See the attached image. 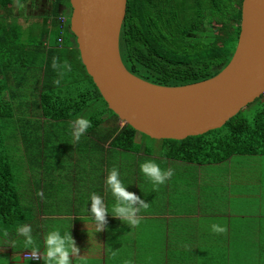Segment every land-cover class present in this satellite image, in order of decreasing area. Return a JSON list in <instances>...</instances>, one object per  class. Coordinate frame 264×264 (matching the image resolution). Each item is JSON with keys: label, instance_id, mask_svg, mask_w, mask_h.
<instances>
[{"label": "crops", "instance_id": "1", "mask_svg": "<svg viewBox=\"0 0 264 264\" xmlns=\"http://www.w3.org/2000/svg\"><path fill=\"white\" fill-rule=\"evenodd\" d=\"M62 46H54L53 57L60 54ZM68 51L72 54V45ZM73 122L42 115L38 123H31L33 163L36 166L38 161L41 169L33 174L34 168H30L27 180L31 178V182L27 181V195L23 193L20 203L29 205L21 203V211L32 212L35 237L32 245H26L21 237L19 245L13 242V235L5 238L3 233L0 264H44L42 259L23 257V253L38 247L43 257L44 237L50 229L71 233L76 244L71 264H179L187 256L196 264H264V154H234L217 163L186 162L153 150L146 152L145 147L136 152L113 149L110 139L101 135L111 124L98 127L100 136L85 131L74 140ZM115 124L121 126L119 120ZM127 157L133 158V164L119 168V158ZM149 160L162 170L172 169V176L154 185L140 169ZM113 167L119 170L127 190L144 200L147 207L141 206L137 213L139 224H130L111 215L115 198L106 203L102 196L109 214L104 229L98 231L89 214V194L101 196L106 191L107 196L113 195L106 183ZM54 170L57 179L68 176L73 179L70 186L81 189L54 196L59 193ZM139 177H145L149 186ZM140 187L149 189L142 192ZM21 217L22 213L11 224L26 225L19 222ZM212 223L224 231L212 232Z\"/></svg>", "mask_w": 264, "mask_h": 264}, {"label": "trees", "instance_id": "2", "mask_svg": "<svg viewBox=\"0 0 264 264\" xmlns=\"http://www.w3.org/2000/svg\"><path fill=\"white\" fill-rule=\"evenodd\" d=\"M22 1L0 0V7L5 12L0 20V222L7 223L20 216L22 211L10 156L13 146L6 143L2 133L8 122L13 120L10 100L15 91L12 87L22 86L21 82H25L32 73L36 77L33 90L35 105L41 109L43 116L54 121H75L78 118L76 114L81 113V117L91 121V127L86 131L98 136L102 131L98 128L100 125L111 124L101 135L104 140L110 139L109 145L113 149L136 152L141 147L136 143L137 133L150 138L128 124H115L119 120L117 115L108 108L80 60L75 37L68 27L70 11L67 24L63 25L58 20L64 14V9L62 13L58 6L69 7L68 0H52L50 10L42 17L44 28L39 29L40 38L32 43L21 36L20 26L14 18L6 21L12 16L13 5L19 7ZM241 2L126 0L119 35L123 64L131 73L161 85H182L215 75L229 61L235 48L240 29ZM3 19L5 22L2 24ZM51 31L57 34L54 44L47 43ZM65 31L69 34L66 46L61 35ZM60 43L63 45L58 49L60 54L53 57L52 52L57 50L53 48ZM71 45L72 54L67 53ZM64 56L67 60L63 59ZM54 60L56 67H53ZM50 74L56 75L59 83L48 79ZM74 88L80 89L82 100L79 103L70 97ZM259 98L262 99L263 95L254 101ZM242 109L219 128L180 140L161 139L164 149L158 153L200 164L221 162L234 154H264V101L254 108L250 117L241 114ZM28 132H24V147L32 155L31 131ZM146 148V152L152 151Z\"/></svg>", "mask_w": 264, "mask_h": 264}, {"label": "water", "instance_id": "3", "mask_svg": "<svg viewBox=\"0 0 264 264\" xmlns=\"http://www.w3.org/2000/svg\"><path fill=\"white\" fill-rule=\"evenodd\" d=\"M68 27L102 98L123 124L154 139H183L221 127L264 94V0H242L229 61L213 76L161 85L131 73L119 51L126 0H68Z\"/></svg>", "mask_w": 264, "mask_h": 264}, {"label": "rangeland", "instance_id": "4", "mask_svg": "<svg viewBox=\"0 0 264 264\" xmlns=\"http://www.w3.org/2000/svg\"><path fill=\"white\" fill-rule=\"evenodd\" d=\"M51 2H52V0H24L23 2H21L22 5L18 8H17V5H13V8H12L13 13L15 12L16 15H18L17 22L21 25V27L19 28V30L21 29L20 30L21 36L24 37V39L27 42L29 41V43H32V42H34V40H37V42H38V40L40 38L39 37V33H40L39 29L44 28L42 25L43 24L42 17L48 12V10H50V8L52 6ZM58 7H59L60 11H62V9H64L63 6H61V5H59ZM62 13H63V11H62ZM64 15H66V14L64 13ZM9 18H12V17L10 16ZM11 20L12 19H9L8 21L7 20L6 21L10 22ZM1 22L3 24L5 22V19H3ZM66 24H67V22H66ZM26 25H28V26L26 27ZM63 25H65V23ZM31 26H32V28H31ZM65 32H63L61 35L63 36V40H64L63 44L66 46V45H68L67 43H69V42H67L69 34L67 32L66 33ZM56 35L57 34L55 31L49 32V35L47 37V43L54 44V39H55ZM193 35L195 36L196 34H193ZM73 51L77 55L76 50H73ZM63 52H66V51H63ZM67 53L71 54V51H67ZM63 59L67 60V58L65 56L63 57ZM63 68H64V66H62V69ZM33 70H34V67H33ZM64 72L66 73V70H63V73ZM32 76H33V78H31ZM50 76L51 77H47V76L46 77L48 79L52 78L53 82H55L57 80L56 75L50 74ZM31 77H28V79H26L25 82H21L22 86L16 87V88L14 86L12 87V91H15V96H13V98H11V100H10L11 104H12V108H13V120L12 121L10 120L8 122L6 128L3 130V133H2L6 137V139H5L6 143H10L13 146V149H12L10 156L12 157L11 162L13 165L14 179L16 181V185H17V188L19 189V193H20L21 197H23V193L25 194V196L27 195V189H28L27 188V181L29 182V180H27L28 179L27 176H28V172L31 168L30 166L34 165V163L30 162L31 161L30 160L31 153L29 154V149L28 150L25 149V147L23 145V140L26 139L24 132H26L27 130L30 132L31 127H29V126L31 125V123L33 121L38 123V121H40V118L42 117V115L39 111L38 105L37 106L35 105V99H34L35 93H33V90L35 88V83H34V79L36 78L35 74L32 73ZM64 82H66V81H64ZM37 87H38V85H37ZM38 89H39V87H38ZM36 90H37V88H36ZM36 90H35V92H36ZM79 91H80L79 88H74L70 94V97H74L75 101L77 103H79L80 100H82V97L79 95ZM55 92H57V91H55ZM260 99L261 98H259L258 101H254V102H251L248 105H246L242 109L241 114L245 115L246 117H250L254 111V108H256L261 102L264 101L263 100L264 95H263V98L261 100ZM100 104L103 106L102 103H100ZM80 115H82V114L77 113L76 117H81ZM119 123H121V125L123 124V122L120 120H119ZM64 134L65 133H63V136H64ZM137 134L139 135V139H136V143L138 146L141 145L142 148L143 147L146 148V146H147L148 148L152 149L153 152H157V153L164 149L163 142L161 139L148 138V137H145L144 135H141L139 133H137ZM29 135L27 136V139L29 138ZM39 157H36L37 160H40ZM32 158L34 159L33 154H32L31 159ZM133 162H134L133 158L127 157V158H119V162H117V163H118L119 168H126V166L129 167V165L133 164ZM36 164L37 165L36 166L34 165V167H33L34 168L33 174L35 173V171H38L41 169L39 167L38 161ZM65 167H70V166L65 163ZM53 175L57 179V173L55 170H54V173L52 174V176ZM139 178L141 179V182L146 180L147 185L149 184L147 179H145V177H139ZM57 181L59 184L57 185L58 187L56 189H57V191H59V193H54V196H56L57 194L58 195L59 194L60 195L70 194L71 195V193L74 194L75 192H77L81 189L80 187H77V188L74 186L71 187L70 185H71V182L73 181V179L68 178V176L58 177ZM76 182L80 183V180L77 179ZM160 187L161 186H159L157 188V190ZM139 189H141L143 192L145 187H140ZM148 189L149 188H146L145 190H148ZM146 193L148 196L151 194L148 191H146ZM102 196L104 197V200L106 201V203L112 202L113 198H115L113 195H110V193H108V196H107L106 191L102 192L101 197ZM21 199L23 200V198H21ZM114 201H115V199H114ZM21 203H23L24 206L29 207V205L26 201H23V202L21 201ZM21 213H22V217L19 219L20 220L19 222L23 221V222H26V225L31 226V229H32L31 234H32V237L34 239L36 228L34 226H32V224H31L32 212L23 209ZM17 228L18 227H15L11 223L0 222V237H3V233L5 234V238H6L7 234H8V236L13 235V242H16L19 245H21L22 244L21 237L23 238V241H25V237L23 235L17 234V232H16ZM13 232H14V234H13ZM5 238H3V239H5ZM10 244L13 245L12 243H10ZM18 244H16V245H18ZM138 248H142V247H138ZM0 262L2 263L3 261L0 260ZM138 262H140V261L138 260ZM179 264H196V261L193 262L192 257L187 256L184 259V261L179 263Z\"/></svg>", "mask_w": 264, "mask_h": 264}, {"label": "clouds", "instance_id": "5", "mask_svg": "<svg viewBox=\"0 0 264 264\" xmlns=\"http://www.w3.org/2000/svg\"><path fill=\"white\" fill-rule=\"evenodd\" d=\"M61 41V40H60ZM54 60L53 67H56ZM70 67V66H69ZM56 83H59L57 80ZM264 95V94H263ZM91 127V121L84 117H78L72 125V136L74 140H79L81 135ZM141 171L148 177L154 185L163 184L173 174L172 169L162 170L158 164L153 161H145L140 165ZM106 183L109 190L115 197V203L112 208V216L118 217L121 221L126 220L130 224H139L137 213L141 206L147 207V203L140 199L135 193L128 191L127 186L120 180L119 170L113 167L107 178ZM91 207L89 214L96 224L97 230L101 231L106 225V215L109 214L105 208L103 198L96 192L89 194ZM212 232H222L224 228L212 223L210 226ZM18 235L25 237L26 245H32V229L30 225H21L16 229ZM45 253L42 257L38 247H33L31 258L42 259L44 264H71L70 256L76 251V244L70 232L61 234L59 229H50L45 237ZM126 264H132L126 261Z\"/></svg>", "mask_w": 264, "mask_h": 264}, {"label": "flooded vegetation", "instance_id": "6", "mask_svg": "<svg viewBox=\"0 0 264 264\" xmlns=\"http://www.w3.org/2000/svg\"><path fill=\"white\" fill-rule=\"evenodd\" d=\"M22 2H23V1H22ZM21 5H22V3L20 4V6H21ZM20 6H19V7H20ZM62 6H63V8H64V13H65L66 15L63 14L64 17H63V16H62V17L60 16L58 20H59L62 24H64V23L66 24V22H67V18H68L67 15H68V12L70 11V8H69L67 5H62ZM17 8H18V7H17ZM0 10H1V11H0V20H1V19L5 16V15H4L5 12H4V9H3L2 7H0ZM48 11H49V10H48ZM11 17H12V18H9V17H8L6 20H7V21H8L9 19H12V20H13V18H14V19H15V22L21 27V25L17 22L18 15H16L15 12L13 13V9H12V16H11ZM62 18H63V19H62ZM28 25H29V24H28ZM28 25H26V27H27Z\"/></svg>", "mask_w": 264, "mask_h": 264}, {"label": "built area", "instance_id": "7", "mask_svg": "<svg viewBox=\"0 0 264 264\" xmlns=\"http://www.w3.org/2000/svg\"><path fill=\"white\" fill-rule=\"evenodd\" d=\"M61 40V38H59V41ZM33 254V252H26L23 253V257L30 259L31 255ZM31 260H39V258H31Z\"/></svg>", "mask_w": 264, "mask_h": 264}]
</instances>
